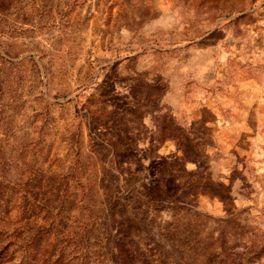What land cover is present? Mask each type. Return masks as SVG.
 Here are the masks:
<instances>
[{
  "label": "rangeland",
  "instance_id": "obj_1",
  "mask_svg": "<svg viewBox=\"0 0 264 264\" xmlns=\"http://www.w3.org/2000/svg\"><path fill=\"white\" fill-rule=\"evenodd\" d=\"M0 264H264V0H0Z\"/></svg>",
  "mask_w": 264,
  "mask_h": 264
}]
</instances>
